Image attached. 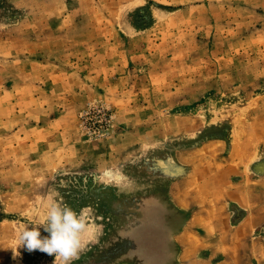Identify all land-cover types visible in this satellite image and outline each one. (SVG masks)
I'll list each match as a JSON object with an SVG mask.
<instances>
[{"label": "rangeland", "instance_id": "1", "mask_svg": "<svg viewBox=\"0 0 264 264\" xmlns=\"http://www.w3.org/2000/svg\"><path fill=\"white\" fill-rule=\"evenodd\" d=\"M220 162L236 230L264 213V0H0V264H53L18 244L50 199L100 226L72 264H186L170 186ZM114 164L130 189L93 182Z\"/></svg>", "mask_w": 264, "mask_h": 264}, {"label": "crops", "instance_id": "2", "mask_svg": "<svg viewBox=\"0 0 264 264\" xmlns=\"http://www.w3.org/2000/svg\"><path fill=\"white\" fill-rule=\"evenodd\" d=\"M205 168L201 178H197L196 174L193 175L195 168H190L184 176L177 178L170 186L171 202L181 211L188 213L179 235L182 249L179 260L186 264L190 262L211 264L210 253L220 252L224 256L220 264H250L253 260L252 255L257 256V253L253 251L257 241H253L250 245L249 235L260 223L258 219L264 213L262 215L260 212L255 213L260 215L256 218V215L250 212L238 224L236 230H233L228 199L232 197L242 199L243 195L232 190L228 179L231 174L240 169L235 164L222 162L211 174L210 168ZM246 178L247 176L243 175L242 181ZM246 241L249 244L247 247ZM202 250L208 254L206 257L198 256Z\"/></svg>", "mask_w": 264, "mask_h": 264}, {"label": "clouds", "instance_id": "3", "mask_svg": "<svg viewBox=\"0 0 264 264\" xmlns=\"http://www.w3.org/2000/svg\"><path fill=\"white\" fill-rule=\"evenodd\" d=\"M100 181L107 186L109 183L123 189H130L134 182L122 171L119 164L105 167L99 174H93V182ZM61 186H65L61 181ZM25 224L18 236V244L29 253L39 251L54 257L53 264H72L79 259L80 254L87 248V244L95 238L100 226L89 224V214L85 210L77 213L70 206L55 199L47 204V213L40 224ZM40 226L48 233L42 236ZM88 239H85V234Z\"/></svg>", "mask_w": 264, "mask_h": 264}]
</instances>
